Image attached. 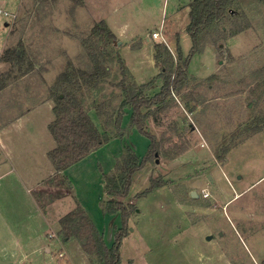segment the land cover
Instances as JSON below:
<instances>
[{
  "label": "rangeland",
  "instance_id": "rangeland-1",
  "mask_svg": "<svg viewBox=\"0 0 264 264\" xmlns=\"http://www.w3.org/2000/svg\"><path fill=\"white\" fill-rule=\"evenodd\" d=\"M83 1L84 6L75 7L69 0L39 5L34 0H0V57L7 47H17L22 41L26 57L35 66L26 75L22 70L27 64L21 71L15 66L16 78L0 94V125L38 107L22 117L19 130L11 135L18 149L56 147L48 127L55 120V104L51 100L50 108L45 100L68 61L80 68L90 65L87 47L94 46L96 23L105 21L118 37L107 46L109 83L95 94L99 100L112 99L114 108L122 101L121 89L111 85L122 78L119 58L138 85L154 82V91H159L163 80L161 67L154 64L155 45L161 44L164 59L173 67L180 63L178 47L184 57L190 54L189 4L194 0ZM234 9L210 32L203 51L190 59L188 74L193 79L184 93L190 94L194 112H186L176 98V106L159 123L150 121L149 131L161 139L162 153L134 177L127 201H133L136 212L129 221L130 234L121 244L123 264H264V128L251 131L264 118V3L238 0ZM156 31L160 37L153 39ZM167 49L171 58L165 55ZM11 68L0 62V73ZM212 76L216 78L209 79ZM89 113L97 122L96 112ZM130 120L127 111L121 131L125 137L114 136L111 141L117 142L109 149L118 144L123 149L128 142L144 158L150 141L131 127ZM180 123L184 124L182 133L174 131ZM29 130L35 132V142L20 141L19 134ZM176 145L185 149L169 155ZM94 162H86L91 166L71 181L73 196L101 232L107 228L111 247L122 219L105 216L102 179L107 167L96 161L94 168ZM30 163H34L32 157L27 156L29 168H24V174L34 172ZM13 180V176L0 180V216L8 223L3 230L9 226L22 237L36 233L33 246L43 247L26 264H91L78 240H58L60 219L75 209L73 196L55 200L44 212L34 203L35 191L46 192L47 184L30 189ZM152 180L166 185L138 197ZM204 189L209 198H203ZM50 195L44 194V202ZM1 227L0 223V242H5L10 232Z\"/></svg>",
  "mask_w": 264,
  "mask_h": 264
},
{
  "label": "trees",
  "instance_id": "trees-1",
  "mask_svg": "<svg viewBox=\"0 0 264 264\" xmlns=\"http://www.w3.org/2000/svg\"><path fill=\"white\" fill-rule=\"evenodd\" d=\"M50 1L56 0H34V3L39 5ZM69 1L75 7L84 6L83 0ZM259 1L264 3V0ZM237 2L238 0H194L189 4L188 32L192 39L189 56L184 57L178 47L180 63L173 67L168 60L164 59V54L160 51L161 44L155 45V62L161 67L159 77L163 80L159 91H154V82L138 85L128 73L124 60L119 58L122 78L117 85L114 83L111 85L117 86L122 91L120 105L114 108L112 99H102V101L95 97V94L101 92L104 85L109 83L111 68L107 63H109L111 53L107 46L109 47L117 40L116 35L105 21H100L93 27L94 46L87 47L90 65L87 68H80L72 61H68L65 70L50 88L49 97L46 100L54 101L55 120L49 125V130L56 142V147L49 153V157L56 173L43 181L48 186L46 192L35 191V200L44 212L47 206L55 200L68 194L73 196L72 182L65 174L69 167L108 144L114 136H121L124 139L125 134L122 135L121 131L123 132L122 122L127 111L131 112V127L137 129L150 141L144 158L137 154L132 144L124 142L122 154L117 158L114 170L111 173L103 172L105 181L103 210L111 216L120 215L122 219V227L116 231L115 242L111 247L106 244L103 234L76 197L73 196L75 209L59 221L58 238L60 237L63 242L78 240L84 253L89 256L91 264H123L120 248L123 239L130 234L129 221L136 212L133 201H127L131 196L134 177L162 153L161 139L149 131L150 121L159 123L161 116L176 106V98L186 112H194L190 109V94L184 93L193 79L188 74L190 59L203 51L210 32L217 28L227 15L236 12L234 8ZM14 33H11L12 36ZM95 39L105 41V44L96 45L98 41ZM165 51V55L171 58V52L168 49ZM26 56L29 57V54L22 41L17 47H7L3 51L0 62L9 63L12 68L0 73V91L7 88L16 78L15 66H19L21 71L24 63L27 64L26 70H22L24 71L22 75L34 70V63L30 62ZM213 78L216 76L209 79ZM91 110H95L100 118L101 129L91 119L89 114ZM183 125V123L177 124L174 131L180 133ZM263 128L264 118L258 119L251 131L257 132ZM113 130L116 132L114 133ZM178 147L176 145L172 148V153L169 155L176 156L185 149L183 147L178 149ZM165 185L164 181L152 180L150 188L137 196L142 197ZM48 192L52 195L48 197V202H44L43 196Z\"/></svg>",
  "mask_w": 264,
  "mask_h": 264
},
{
  "label": "crops",
  "instance_id": "crops-1",
  "mask_svg": "<svg viewBox=\"0 0 264 264\" xmlns=\"http://www.w3.org/2000/svg\"><path fill=\"white\" fill-rule=\"evenodd\" d=\"M116 38H118L116 36ZM170 48V47H169ZM172 50V48H170ZM155 64V61H154ZM10 87L5 88L4 90L0 91V94L5 93L8 91ZM47 101V100H46ZM46 103H49L50 108L53 107L52 101L48 100ZM38 108V107H37ZM37 108H33L31 110L25 111L18 116H15L12 120L7 122L6 124L0 125V180H3L5 177H14L13 182L19 183L21 185H24L25 187H38L44 180H46L48 177H51L55 173V167L52 162V160L49 157V153L52 151L51 146H40V150L38 149H18L16 140H14L11 135L16 130H19L20 125L23 121V118L28 113H31L32 111L36 110ZM92 111V110H91ZM95 111V110H93ZM90 114V113H89ZM97 122L92 118V115H90L91 119L95 123L97 127L100 128L101 121L98 115L95 113ZM49 127V126H48ZM101 129V128H100ZM50 131V130H49ZM52 135V134H51ZM35 132L29 130L28 132L20 133L19 134V140L20 141H26L27 144L34 143L35 142ZM117 141H111L99 150L91 153L89 156L81 160L80 162L72 165L69 167L65 174L70 179V181L78 180V174L87 168L90 165H85L86 162L95 159L94 162V168H96V161L103 163L107 167V171L105 173H111L116 165L117 158L120 157L122 148L118 144L116 149L111 150L109 149V146ZM136 150V149H135ZM102 158L100 159V156ZM28 156L29 159L33 160V164L30 163L31 168L34 169V172L31 171L29 174H24L22 171L24 168L28 165H25L26 157ZM104 157V158H103ZM26 175H28L26 177ZM105 181L102 179V188H103V198H105V190H104ZM206 190V189H204ZM207 191V190H206ZM34 201V198H33ZM102 202V201H100ZM35 205L36 201H34ZM107 219H111L114 216H111L109 214L105 215ZM0 223L2 224L1 231H7L9 230V236L5 238V242H0V264H26L30 257L33 255H36L40 252V250L43 248L40 245L33 246V241L37 239V234L34 233L32 236L28 235L27 237H22L16 233H13L9 226L6 228V230H3V226L8 224L7 221L2 218L3 216H0ZM99 229V228H98ZM107 229V228H106ZM106 229L104 227V231H100L106 241V244L110 246L109 239L110 234L106 232ZM15 234V235H14ZM110 235V236H109ZM51 237V235L49 234ZM1 238V237H0ZM59 240V238H58ZM112 245V244H111ZM46 248V247H45ZM47 251H50V249L47 247Z\"/></svg>",
  "mask_w": 264,
  "mask_h": 264
},
{
  "label": "built area",
  "instance_id": "built-area-1",
  "mask_svg": "<svg viewBox=\"0 0 264 264\" xmlns=\"http://www.w3.org/2000/svg\"><path fill=\"white\" fill-rule=\"evenodd\" d=\"M4 15L10 16V14L8 12H4ZM12 16H14V15H12ZM151 36L153 39L159 38L160 37V31L153 32ZM202 195H203V198H209L211 196L210 193L206 190L202 191Z\"/></svg>",
  "mask_w": 264,
  "mask_h": 264
},
{
  "label": "water",
  "instance_id": "water-1",
  "mask_svg": "<svg viewBox=\"0 0 264 264\" xmlns=\"http://www.w3.org/2000/svg\"><path fill=\"white\" fill-rule=\"evenodd\" d=\"M157 163H159V160H157ZM192 196H193V197H197V192H196V191H193V192H192Z\"/></svg>",
  "mask_w": 264,
  "mask_h": 264
}]
</instances>
